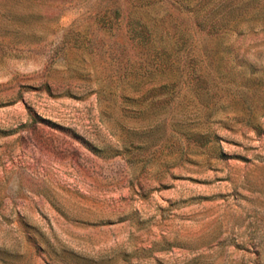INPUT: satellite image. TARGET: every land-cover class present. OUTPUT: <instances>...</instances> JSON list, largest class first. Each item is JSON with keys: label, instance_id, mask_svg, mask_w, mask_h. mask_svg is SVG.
<instances>
[{"label": "rangeland", "instance_id": "rangeland-1", "mask_svg": "<svg viewBox=\"0 0 264 264\" xmlns=\"http://www.w3.org/2000/svg\"><path fill=\"white\" fill-rule=\"evenodd\" d=\"M0 264H264V0H0Z\"/></svg>", "mask_w": 264, "mask_h": 264}]
</instances>
